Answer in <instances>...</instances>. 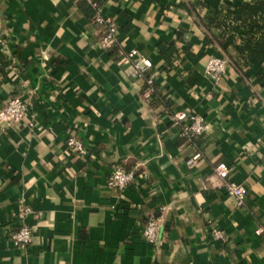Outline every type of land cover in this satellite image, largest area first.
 I'll return each instance as SVG.
<instances>
[{
	"label": "crops",
	"instance_id": "0c3cea01",
	"mask_svg": "<svg viewBox=\"0 0 264 264\" xmlns=\"http://www.w3.org/2000/svg\"><path fill=\"white\" fill-rule=\"evenodd\" d=\"M99 3L116 49L101 47L87 3L0 0V108L14 96L28 108L18 127L0 123V264H264V61L246 63L240 38L207 21L238 2ZM131 50L151 63L141 78L116 64ZM212 57L228 61L217 81L205 75ZM177 112L203 119L193 167ZM74 137L83 158L67 147ZM219 162L245 187L242 206ZM117 165L142 178L108 187ZM151 217L154 241L142 236ZM22 225L25 249L10 240Z\"/></svg>",
	"mask_w": 264,
	"mask_h": 264
},
{
	"label": "built area",
	"instance_id": "2783aa9c",
	"mask_svg": "<svg viewBox=\"0 0 264 264\" xmlns=\"http://www.w3.org/2000/svg\"><path fill=\"white\" fill-rule=\"evenodd\" d=\"M77 2H85L89 5L95 15L93 17V23L100 26L102 29L101 47L106 50L116 49V27L113 21L103 16L102 7L95 0H76ZM3 46V37L1 33V19H0V48ZM138 53L136 50H131L125 54H121L116 64L118 66L129 64L132 67L133 77H142L150 67L151 63L147 59H137ZM228 61L225 58L212 57L209 59L206 68L205 75L211 80L217 81L224 73ZM154 89L149 88L146 95H152ZM27 104L23 102L19 97L14 96L8 99L5 104L0 108V123L7 127H18L27 114ZM172 120L181 126V136L186 137L189 140L190 153L186 160L188 167H193L198 161L202 159V150L199 146L201 140L204 137L205 128L203 119L195 114L186 112H177L172 116ZM67 147L70 152L76 156L83 158L86 155V149L77 138H69L67 141ZM214 172L217 177L223 182V188L227 195L231 197L237 206H242L247 194L244 186L236 184L230 180V169L228 166L219 162L214 167ZM137 178H142L141 175H136L134 170H125L122 166H115L107 180V186L122 190L125 187L135 183ZM21 220V216L19 217ZM158 222L155 218H149L146 220L145 226L142 230V236L148 241H154L157 235ZM264 232V229L258 228L256 233L259 235ZM32 236L31 228L25 225L18 227V229L11 233L10 240L14 247L19 249H25L30 243ZM215 238H220L221 235L218 232H213Z\"/></svg>",
	"mask_w": 264,
	"mask_h": 264
},
{
	"label": "trees",
	"instance_id": "16d2710c",
	"mask_svg": "<svg viewBox=\"0 0 264 264\" xmlns=\"http://www.w3.org/2000/svg\"><path fill=\"white\" fill-rule=\"evenodd\" d=\"M99 5V0H95ZM232 10L224 13L216 8H209L207 18L210 28L217 29L221 35H227L231 44L240 38L237 50L246 63L264 61V0H236ZM82 5L85 2H80ZM87 5V4H86ZM90 10L93 9L87 5Z\"/></svg>",
	"mask_w": 264,
	"mask_h": 264
}]
</instances>
